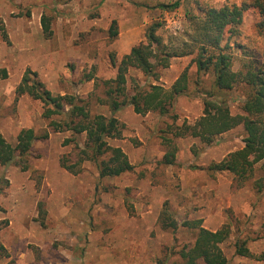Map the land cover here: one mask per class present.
Masks as SVG:
<instances>
[{
	"label": "rangeland",
	"instance_id": "obj_1",
	"mask_svg": "<svg viewBox=\"0 0 264 264\" xmlns=\"http://www.w3.org/2000/svg\"><path fill=\"white\" fill-rule=\"evenodd\" d=\"M177 1L176 9L161 7ZM226 1L0 0V131L12 144L23 128H33L39 135L50 132L48 139L34 142L26 161L0 164V264H184L179 252L194 244L198 229L182 224L193 220H201L210 230L229 226L230 237L222 244L228 264H264L256 259L264 254V188L259 191L255 183L264 178V160L241 185L230 172L208 170L244 146V126L219 135L211 145L197 137L174 136L175 125L184 119L194 123L202 115L201 93L177 99L176 122L157 112L138 114L130 105L116 111L114 116L125 124L123 138L109 142L122 147L135 169L108 177H100L91 161L72 171L63 167L62 158L67 165L78 160L75 143L63 145L75 135L54 132L50 119L42 115L43 104L16 94L30 68L54 94L77 95L92 115L111 116L102 103L105 88L96 87L95 79L114 78L122 57L145 39L153 22L163 24L160 32L165 35H181L189 30L191 16H201L208 7L221 8ZM43 14L52 18L51 37L43 33ZM261 19L257 10L248 8L240 32H225L223 44L231 46L234 71L249 59L264 63V35L257 28ZM113 20L118 23L116 37L109 33ZM192 58H173L160 70L158 83L171 87L188 67L191 92L208 89L212 75L197 85ZM127 77L129 96L132 79L140 84L148 80L136 69ZM248 92L239 83L227 94L233 114L243 113ZM53 119L62 120L58 115ZM164 137L177 148L172 165L162 162L167 150ZM85 140V134L78 137L81 145ZM166 202L176 220L174 227L159 222ZM237 238L247 239L253 256L236 254Z\"/></svg>",
	"mask_w": 264,
	"mask_h": 264
},
{
	"label": "trees",
	"instance_id": "obj_2",
	"mask_svg": "<svg viewBox=\"0 0 264 264\" xmlns=\"http://www.w3.org/2000/svg\"><path fill=\"white\" fill-rule=\"evenodd\" d=\"M180 2L162 4L167 10L178 8ZM253 8L261 15L257 23L258 31L264 35V0H246L242 4L229 0L221 8L208 7L202 10V15H193L189 18V30L181 35L161 33L163 24L153 22L145 32V39L134 45L117 65V74L114 78L99 81L95 79V86L103 85L105 98L102 100L110 111L111 116L103 114L92 115L88 105L82 98L74 94H54L39 77L37 71L27 68L21 81L16 87L17 96L28 95L43 104L42 115L50 119L49 127L54 132L71 131L76 138H66L63 145L75 143L78 160L75 164L67 165L66 159L61 164L72 171L74 166L84 161L93 162L100 177L120 176L132 172L135 166L130 162L128 155L118 145H112L110 139L123 138L125 124L114 113L126 105L133 107L138 114L157 112L168 116L175 122L179 118L175 112V104L181 96H191L194 93L203 95V113L194 122L186 119L182 124L175 125V137L192 136L200 138L211 145L217 137L238 125L245 129L244 146L230 152L224 159L208 166L211 172H230L238 184L244 183L255 170V165L264 160V63H257L249 59L243 68L234 71V55L231 46L223 44L225 32L239 33L246 9ZM52 18L42 15L41 24L45 37H51ZM109 33L116 37L119 33L118 23L113 20ZM3 36L7 35L3 32ZM243 48V46H239ZM192 56L196 64V84L200 85L205 75H212V84L208 89L197 87L191 92L190 74L186 67L176 81L167 88L158 83L160 70L168 68L173 58ZM112 64L116 61L112 58ZM131 69L139 70L148 79L143 84L134 82L133 92L127 95V74ZM7 73L4 71V77ZM94 79L89 77L88 80ZM153 79L154 82H149ZM245 84L249 92L242 104V114H233L227 100V94L236 84ZM60 116L62 120L53 119ZM86 135L84 145L78 137ZM49 131L39 135L33 128H23L12 144L0 131V164L7 166L17 161H26L32 151L34 142L39 139H48ZM167 150L163 163H175L176 146L169 137L163 138ZM259 191L264 188V178L256 182ZM159 222L165 228L174 227L176 220L165 203ZM184 226L197 228L194 244L182 249L179 254L184 264H228L222 244L230 237L228 225L217 230H210L202 225L201 220L185 221ZM236 254L251 257L253 254L247 246V239L237 238L235 242ZM257 260H264V254L257 256Z\"/></svg>",
	"mask_w": 264,
	"mask_h": 264
},
{
	"label": "crops",
	"instance_id": "obj_3",
	"mask_svg": "<svg viewBox=\"0 0 264 264\" xmlns=\"http://www.w3.org/2000/svg\"><path fill=\"white\" fill-rule=\"evenodd\" d=\"M177 78H178V77H177ZM177 78H176V79H177Z\"/></svg>",
	"mask_w": 264,
	"mask_h": 264
}]
</instances>
